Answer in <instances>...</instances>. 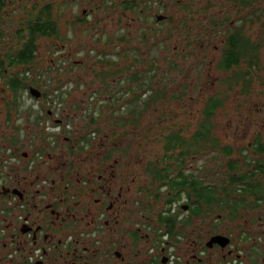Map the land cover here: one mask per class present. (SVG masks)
Returning a JSON list of instances; mask_svg holds the SVG:
<instances>
[{"label": "flooded vegetation", "instance_id": "af4514ba", "mask_svg": "<svg viewBox=\"0 0 264 264\" xmlns=\"http://www.w3.org/2000/svg\"><path fill=\"white\" fill-rule=\"evenodd\" d=\"M12 1L0 0V264H264V0H79L86 8L58 41L54 1L30 0L20 27L17 14L8 18ZM98 14L112 26L93 48L81 30ZM77 38L82 62H108L94 74L105 86L65 102L62 57ZM40 40L59 45L60 65L36 78ZM194 51L200 85L240 88L254 103L238 126L231 118L246 104L218 100L201 142L220 149L219 164L196 172L200 140L168 130L171 109L146 91L162 61L173 71ZM136 92L144 100H130ZM220 107L228 131L219 147L211 131ZM174 136L181 146L167 143Z\"/></svg>", "mask_w": 264, "mask_h": 264}, {"label": "rangeland", "instance_id": "374dc122", "mask_svg": "<svg viewBox=\"0 0 264 264\" xmlns=\"http://www.w3.org/2000/svg\"><path fill=\"white\" fill-rule=\"evenodd\" d=\"M30 0H17V3H12L8 8H14V11H8V18L10 20L11 16H14L17 14L18 21H19V27L21 22H25L28 20L29 15L33 13V10L30 9L31 3ZM54 3H51V20L55 22V33L51 36L55 40L62 39V29L66 28L65 26H68V21L72 19V17H76L80 15V11L83 7L86 8L85 3H80L79 0H52ZM45 4H47L45 2ZM186 4L187 3H180L177 5L178 10H181L183 12L186 11ZM259 5H264V1L259 2ZM87 10V9H86ZM112 26V23L109 19L104 18L101 14H98L94 20H91L90 24L85 26L81 30V33L83 31H89L90 37L95 41V44L92 45L93 48H96L97 46L101 45V38L106 37L108 33V29ZM18 27V28H19ZM93 27V28H92ZM73 36V35H72ZM87 37V38H90ZM181 41H184L181 36H179L178 43ZM62 43V42H61ZM84 41H80L77 38L76 44H68L69 47H67V50L64 53V56L62 57V94L65 92H70L68 96H64L62 101L65 102H80L89 100L91 92L96 88H103L105 85L104 83H101L98 81V76H94L95 72L98 70L106 69L108 67V62L103 61L100 62L98 60H84L83 62L81 59L83 58V55H79L80 52L84 49L86 46L84 44ZM90 44V42H87ZM80 44V47L79 45ZM61 50L59 48V45L56 47V49L50 45L47 44L45 40H40L39 47H38V53L35 54L34 57V64H33V70L34 72L37 70L38 74L35 76L36 78H41L42 75L40 72H43L44 69L49 66L55 64L56 69L60 65V62L58 61V54H55L56 51ZM118 51V49L116 50ZM50 52V53H48ZM71 52V53H69ZM187 53H191L192 51H186ZM198 51H194L191 56L189 55H178V67H174L173 71L170 70L171 68V62L170 61H162V76L157 85H155L153 79L151 80L150 84L153 85V88H146V91H151L150 93V99L156 100L159 102H164L163 110L165 109H171L172 113L169 114L164 121V124L166 125L168 130H177V128H181L179 131L182 133L186 140H190V136L194 133H199L198 131V123L201 120V112L204 107L205 102V96L210 93L212 95H216L215 100H221L224 101L222 107L225 105V103H230L234 106L235 103H244L246 104L244 106V112L241 116H237L234 119L231 118V123L238 124V126H242L243 122L245 121V116L247 118H250V112H251V105L254 104L252 102L251 98L243 99L241 96L242 94L239 93L240 88H231L230 90L226 89V86H221L220 83L216 88L213 87H205L199 84V80L201 78V72L196 67L198 63ZM79 53L77 56L76 54ZM197 57V58H196ZM80 59V60H79ZM52 60V61H51ZM153 63V62H152ZM144 65V64H143ZM141 68V67H138ZM10 72H16L15 69L8 68V77ZM33 72V73H34ZM64 72V73H63ZM50 74L54 75V71L50 72ZM34 77V75H33ZM148 80V78H147ZM65 82L68 83L65 84ZM90 85L91 87H88ZM255 85V84H254ZM163 86L159 90V88ZM258 89L264 88V77L259 76V83L257 82ZM90 88L87 90V94L84 96H81L79 91L75 92L71 90V88ZM250 93L254 91L255 88H252ZM154 90H159L158 92H155ZM223 92H220V91ZM220 92V93H218ZM66 94V93H65ZM158 94V95H157ZM228 94V97L227 95ZM157 95V97H155ZM132 97L130 100H137L141 99L144 100V93L143 92H136L135 95H131ZM236 96V98H235ZM125 97V96H124ZM229 98V100H228ZM97 99V96L95 97ZM103 99V98H102ZM124 100H126L124 98ZM234 103V104H232ZM262 104H259V107H261ZM234 115V114H232ZM223 118V115L221 113V107L218 108L213 116L212 123H213V129H212V140L218 141L219 147H220V137L222 134L225 135L228 131V125L227 120ZM225 126V129H224ZM202 131L205 132V126L202 127ZM194 132V133H193ZM180 133V134H181ZM131 143H134L131 142ZM209 142H200L197 146H194L192 151L194 158L192 160L194 171H200L203 170V166L209 164L208 160H211V164H219L220 159V149L217 148L214 151L209 149L208 147ZM135 147L134 145L132 146ZM160 145H157L156 148H159ZM204 171V170H203ZM210 174H207L208 176L213 177V173L209 172ZM213 179V178H212ZM181 202H177L176 205H179ZM180 211V210H179ZM181 212V211H180Z\"/></svg>", "mask_w": 264, "mask_h": 264}, {"label": "trees", "instance_id": "16d2710c", "mask_svg": "<svg viewBox=\"0 0 264 264\" xmlns=\"http://www.w3.org/2000/svg\"><path fill=\"white\" fill-rule=\"evenodd\" d=\"M51 25H50V29H54L53 28V26H52V23H50ZM43 30V29H42ZM36 31H39L38 29H36ZM44 34H42V35H40V36H43ZM218 105H219V101L218 100H215V99H211V100H209L208 101V103L206 104V108H205V110H203V115H202V118H201V120H200V122L198 123V132L199 133H195V136H194V138H195V144L197 143V140H200V142H201V140L203 139V137H204V134H206L207 132H209V128L211 127V125L207 122V117H208V115H211L212 114V112L218 107ZM205 126V129H206V131L205 132H203L202 131V127H204ZM180 131H178V133H179ZM167 139V143L171 146H174V147H176V146H181V144H182V138L181 137H171V138H166ZM190 147V146H189Z\"/></svg>", "mask_w": 264, "mask_h": 264}]
</instances>
